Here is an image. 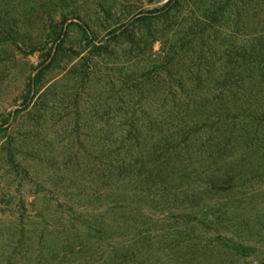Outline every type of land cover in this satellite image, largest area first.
I'll use <instances>...</instances> for the list:
<instances>
[{"label": "rangeland", "instance_id": "1", "mask_svg": "<svg viewBox=\"0 0 264 264\" xmlns=\"http://www.w3.org/2000/svg\"><path fill=\"white\" fill-rule=\"evenodd\" d=\"M259 52L264 0H0V253L20 225L19 209L25 217L30 209L46 212L47 191L56 195L68 181L88 184L97 116L130 98L218 95L213 86L225 68L250 67ZM166 60L153 78L150 70ZM237 135L232 158L220 164L221 181L234 177L223 193L224 221L189 223L194 244L210 240L215 227L235 244L175 252L161 243L149 250L154 264L264 258V124L242 123ZM214 168L205 180L220 177ZM30 220H22L26 230Z\"/></svg>", "mask_w": 264, "mask_h": 264}, {"label": "trees", "instance_id": "2", "mask_svg": "<svg viewBox=\"0 0 264 264\" xmlns=\"http://www.w3.org/2000/svg\"><path fill=\"white\" fill-rule=\"evenodd\" d=\"M255 59L250 67L225 68L222 83L213 86L218 95L210 98H130L97 116L88 184L68 181L56 195L47 191L46 212L30 209L25 217L19 209L20 225L2 245L0 264H154L149 250L161 243L175 252L234 245L219 227L194 244L189 223L224 221L223 193L234 177L221 181L220 164L232 158L242 123L264 124V52ZM167 60L150 70L153 78ZM250 84L256 89L245 90ZM211 167L220 177L205 180ZM17 204L27 210L24 199ZM208 208H214L211 220ZM23 218L31 219L27 230Z\"/></svg>", "mask_w": 264, "mask_h": 264}]
</instances>
